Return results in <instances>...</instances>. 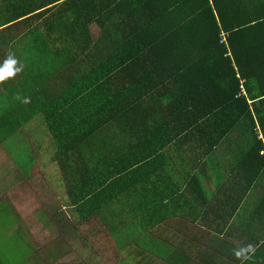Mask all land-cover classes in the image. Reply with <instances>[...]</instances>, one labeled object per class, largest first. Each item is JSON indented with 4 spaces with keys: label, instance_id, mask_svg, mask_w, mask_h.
<instances>
[{
    "label": "trees",
    "instance_id": "obj_1",
    "mask_svg": "<svg viewBox=\"0 0 264 264\" xmlns=\"http://www.w3.org/2000/svg\"><path fill=\"white\" fill-rule=\"evenodd\" d=\"M9 58L16 64L0 80L8 96L0 132L10 137L23 127L19 135H30L25 140L44 158L35 159L41 170L60 168L74 205L127 196L129 169L151 172L171 133L182 153L198 135L194 165L202 172L215 174L221 157L250 182L264 172V0H0V67ZM115 123L132 132L109 148L103 134ZM214 158L219 165L210 169ZM28 169L15 176L20 186L8 187L23 191L22 200L35 192L30 183L43 189ZM52 174L50 182L60 179ZM9 195L0 194V213L19 232L20 219L1 199ZM127 197L150 226L151 201ZM57 245L56 238L31 246L23 260L60 263Z\"/></svg>",
    "mask_w": 264,
    "mask_h": 264
},
{
    "label": "crops",
    "instance_id": "obj_2",
    "mask_svg": "<svg viewBox=\"0 0 264 264\" xmlns=\"http://www.w3.org/2000/svg\"><path fill=\"white\" fill-rule=\"evenodd\" d=\"M59 87L57 82L53 91ZM126 128L109 124L103 134L109 148L130 140L132 131ZM3 136L0 132V152L6 158L2 167L18 163L7 147L10 137ZM190 139L182 153L178 137L171 133L165 152H158L162 157L153 156L152 174L138 166L130 168L123 178L124 195L151 201L146 212V216H154L147 218L150 226L139 221L134 210L137 202H129L123 195H102L101 200L85 206L66 200L65 205L59 203L60 208L55 206L57 213L50 215L40 194H30L25 200L28 213L41 215L38 220L57 233V241H62L64 231L76 229L69 238L74 245H57L61 255L64 246L74 258L72 264H264V172L250 182L248 177L238 176L222 157L218 168L216 158L210 161L213 164L209 168H216L215 174L202 172L194 165L199 162L198 135ZM217 152L226 155L225 149L217 148L214 154ZM2 167L0 171H4ZM194 173L199 174L196 182L192 181ZM197 186H201V195L196 194ZM37 201L41 206L34 209ZM67 208L71 214L65 211Z\"/></svg>",
    "mask_w": 264,
    "mask_h": 264
},
{
    "label": "rangeland",
    "instance_id": "obj_3",
    "mask_svg": "<svg viewBox=\"0 0 264 264\" xmlns=\"http://www.w3.org/2000/svg\"><path fill=\"white\" fill-rule=\"evenodd\" d=\"M92 31L95 37L99 36L100 30L96 25L92 26ZM1 91H3L2 87ZM2 94L3 93H1L0 95V114L2 113L3 115V113L7 110V106L4 103H6L8 96L6 94V96H2ZM22 128H20L19 131L24 130ZM27 137V135L20 136L19 133H17L13 134L10 138L7 139V147L12 149L20 166L18 163H11L4 167L0 165V167H2L9 174L4 176V178L8 176V183L4 182V180L6 179L0 176V194H12L11 196H5L1 199L7 202V204L10 203L16 219H20V222L23 224L22 226L21 223H18L20 225L21 231L15 232L14 227H11V225L14 224V219L10 217L11 215L8 216V221H5L7 218V214L0 213V264H30L29 258L23 260V257L25 253L33 251V248H31V246L37 247L38 245H42L43 247L45 245H54L57 236V233L55 231L49 229L46 225L43 224V222L38 220L37 216L33 215L35 211L28 213L26 202L25 200H22V197H24L23 191H20L18 189V195V192L16 190L14 191V189L8 188L10 185L14 184V182L16 183V185L20 186L19 182L15 179V176L20 175L23 178V171H26L29 168L27 172L30 173L31 169L35 168L33 174H31V177L36 176L37 178H39L37 179V182H42L43 189L39 188V191L34 183H30L31 185H28V187L35 191L30 192V194L36 193L39 195L40 193V199L45 203L47 210H54V208H51L50 206L53 203L51 201L55 199L61 198L60 200H57L61 205H65L66 200H68V189L66 187V184L63 183V176L60 168H58L56 164H52L41 173L40 162H37L35 160L36 157H40L35 149L31 148L29 143L25 140ZM33 138H35L34 135ZM41 142L43 143V141ZM49 142H47V144ZM36 146L40 148L37 142ZM5 159V156L0 152V164H3ZM52 173L55 174L54 178L60 176V179L52 180V182H50L53 175ZM1 174L2 172L0 171V175ZM40 206V202L37 201L35 203L34 209L39 208ZM65 211L69 214H71L72 212V210H70L69 208H67ZM48 212L50 215L53 214V212ZM76 221L77 220L75 219L73 220V222ZM75 230V228H70L61 234L63 245H74L72 239L69 238ZM21 232H23V234ZM100 247L101 245H99V248ZM73 260L74 258H70V254L64 248V246L60 263H58V261H54L52 257H49V260L45 259L43 256L39 257V262L41 264H72Z\"/></svg>",
    "mask_w": 264,
    "mask_h": 264
},
{
    "label": "clouds",
    "instance_id": "obj_4",
    "mask_svg": "<svg viewBox=\"0 0 264 264\" xmlns=\"http://www.w3.org/2000/svg\"><path fill=\"white\" fill-rule=\"evenodd\" d=\"M16 64V60L15 59H7L4 62V65L2 67H0V80L4 79L7 76H11L13 75V65ZM17 71L19 69H16Z\"/></svg>",
    "mask_w": 264,
    "mask_h": 264
},
{
    "label": "built area",
    "instance_id": "obj_5",
    "mask_svg": "<svg viewBox=\"0 0 264 264\" xmlns=\"http://www.w3.org/2000/svg\"><path fill=\"white\" fill-rule=\"evenodd\" d=\"M226 40H227V37L225 36L224 41H226Z\"/></svg>",
    "mask_w": 264,
    "mask_h": 264
}]
</instances>
